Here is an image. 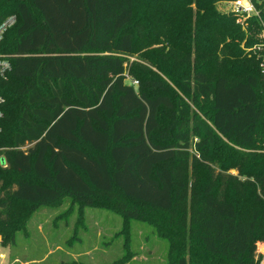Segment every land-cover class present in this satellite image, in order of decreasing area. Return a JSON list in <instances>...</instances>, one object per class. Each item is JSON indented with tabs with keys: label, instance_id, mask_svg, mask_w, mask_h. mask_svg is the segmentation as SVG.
<instances>
[{
	"label": "trees",
	"instance_id": "trees-1",
	"mask_svg": "<svg viewBox=\"0 0 264 264\" xmlns=\"http://www.w3.org/2000/svg\"><path fill=\"white\" fill-rule=\"evenodd\" d=\"M218 1L0 0L3 243L69 196L153 224L168 264H259V23Z\"/></svg>",
	"mask_w": 264,
	"mask_h": 264
},
{
	"label": "rangeland",
	"instance_id": "rangeland-1",
	"mask_svg": "<svg viewBox=\"0 0 264 264\" xmlns=\"http://www.w3.org/2000/svg\"><path fill=\"white\" fill-rule=\"evenodd\" d=\"M217 6L228 9L224 0ZM126 81L136 84L131 77ZM63 200L35 210L26 233L19 231L14 243H3L0 235V264L169 263L170 243L153 224L132 218L124 225L121 214L109 207L79 208L69 196Z\"/></svg>",
	"mask_w": 264,
	"mask_h": 264
},
{
	"label": "built area",
	"instance_id": "built-area-1",
	"mask_svg": "<svg viewBox=\"0 0 264 264\" xmlns=\"http://www.w3.org/2000/svg\"><path fill=\"white\" fill-rule=\"evenodd\" d=\"M228 9L231 12L236 21L246 29L248 20L250 17H256L259 23V30L256 34V40L249 45L243 46L246 50H249L256 54L259 58V64L264 75V0H224ZM16 20L15 14H9L0 21V43L3 39L4 33L9 26H11ZM244 45V42H242ZM9 53L4 52L0 48V76L6 78L8 72L11 69V62L9 59ZM137 83V80H134ZM5 102L4 96L0 93V120L4 116L3 104ZM2 125L0 123V131ZM255 256L258 259L259 264H264V241H257L255 247Z\"/></svg>",
	"mask_w": 264,
	"mask_h": 264
}]
</instances>
